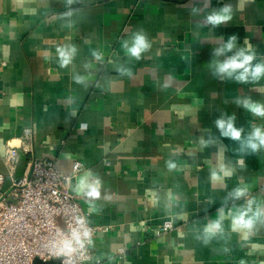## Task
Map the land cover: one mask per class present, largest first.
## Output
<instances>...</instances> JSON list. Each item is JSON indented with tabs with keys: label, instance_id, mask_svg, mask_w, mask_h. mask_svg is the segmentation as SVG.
I'll list each match as a JSON object with an SVG mask.
<instances>
[{
	"label": "crops",
	"instance_id": "crops-1",
	"mask_svg": "<svg viewBox=\"0 0 264 264\" xmlns=\"http://www.w3.org/2000/svg\"><path fill=\"white\" fill-rule=\"evenodd\" d=\"M225 3L231 20L206 25ZM139 30L151 48L137 61L122 43ZM233 34L264 61V0H0V173L8 174L7 144L30 131L16 177L34 157L54 159L64 174L80 161L71 191L86 172L100 178L98 200L72 191L101 227L84 264H264V224L231 229L247 199L264 206V149L242 154L214 123L234 113L242 138L264 127V118L234 103H264V79L220 81L208 67ZM61 45L76 47L67 68L58 65ZM210 135L217 140L206 144ZM238 187L248 195L234 200ZM221 208L223 232L204 244L203 227ZM167 220L175 228L156 235Z\"/></svg>",
	"mask_w": 264,
	"mask_h": 264
},
{
	"label": "built area",
	"instance_id": "built-area-1",
	"mask_svg": "<svg viewBox=\"0 0 264 264\" xmlns=\"http://www.w3.org/2000/svg\"><path fill=\"white\" fill-rule=\"evenodd\" d=\"M30 138L27 131L20 143L10 141L3 158L8 174L0 173V264H33L36 258L47 261L59 257L60 264H84L92 255L87 241L71 257L60 254L53 245L71 229L81 227L77 224L80 219L90 230L91 239L101 229L89 222L88 213L70 188L83 164L75 161L72 173L64 174L54 159L31 157L26 173L16 177L20 149L30 152ZM7 179L10 185L4 190ZM174 228L171 220L164 221L156 235Z\"/></svg>",
	"mask_w": 264,
	"mask_h": 264
},
{
	"label": "clouds",
	"instance_id": "clouds-1",
	"mask_svg": "<svg viewBox=\"0 0 264 264\" xmlns=\"http://www.w3.org/2000/svg\"><path fill=\"white\" fill-rule=\"evenodd\" d=\"M73 0H69L72 3ZM198 8L191 10L192 15L199 14ZM233 6L230 3H225L219 8H214L205 17V24L217 28L221 25L227 24L232 18ZM238 36L233 34L219 47L213 49V58L208 63L212 75L220 81L231 80L239 84H247L258 82L264 79V61L255 62L257 60L256 52L251 46H238ZM122 47L129 58L140 60L142 54L151 48V42L147 34L143 30L136 31L132 34L130 40H124ZM76 53L75 45H61L56 48V56L60 68H67L73 61ZM228 53H232L228 55ZM93 55L100 59V54L93 52ZM224 57L223 60L219 59ZM130 75V69L128 70ZM76 83H83V78L75 76ZM234 103L251 113L255 117L264 118V103L255 101L250 97H237ZM215 127L220 131V136L229 138L232 141L240 142L238 149L244 155H251L260 152L264 149V127L255 126L251 131L242 138L244 129L236 126L235 114L222 113L219 118L215 120ZM86 127V125L84 126ZM217 140L216 137L209 136L205 142L213 143ZM227 148V146H224ZM169 169H174L176 165L172 162L168 163ZM213 179H220L217 172L211 173ZM101 181L98 176L91 172H86L81 175L76 184L72 187V191L78 196H83L88 201L98 200L101 196ZM248 195L247 188H236L229 196L238 200L241 197ZM255 198L247 199L245 206H241L235 210V214L231 216V229L234 232H251L258 224H264V206L257 205L255 208ZM224 209H219V218L210 220L203 227V243L207 244L210 239L217 234L223 232L222 221L224 219ZM77 224L81 227L73 228L65 233L63 239L53 241V245L58 248L60 254L71 257L72 253L80 248L85 247V241L91 243V232L83 227L84 221L80 219Z\"/></svg>",
	"mask_w": 264,
	"mask_h": 264
},
{
	"label": "water",
	"instance_id": "water-1",
	"mask_svg": "<svg viewBox=\"0 0 264 264\" xmlns=\"http://www.w3.org/2000/svg\"><path fill=\"white\" fill-rule=\"evenodd\" d=\"M9 185H10V180L7 179L3 189L4 190L7 189ZM60 263H61V258L60 257L59 258H53V259L47 260V261H43V260H41L39 258H36L34 260V262H33V264H60Z\"/></svg>",
	"mask_w": 264,
	"mask_h": 264
}]
</instances>
